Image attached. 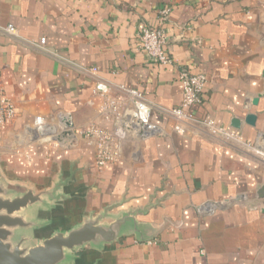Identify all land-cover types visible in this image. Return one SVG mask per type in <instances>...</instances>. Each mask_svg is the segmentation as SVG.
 Listing matches in <instances>:
<instances>
[{"label": "crops", "instance_id": "obj_1", "mask_svg": "<svg viewBox=\"0 0 264 264\" xmlns=\"http://www.w3.org/2000/svg\"><path fill=\"white\" fill-rule=\"evenodd\" d=\"M164 9L166 66L148 63L137 42ZM41 38L47 53L32 45ZM182 70L206 78L192 116L239 143L200 125L174 132L166 112L181 102ZM263 73L264 0H0V87L15 109L0 126V181L41 195L21 214L34 226L16 230L13 243L30 248L83 220H123L114 241L67 251L62 264H255L264 247ZM98 83L111 97L119 87L141 92L161 130L128 138L102 167L84 135L115 126Z\"/></svg>", "mask_w": 264, "mask_h": 264}, {"label": "built area", "instance_id": "obj_2", "mask_svg": "<svg viewBox=\"0 0 264 264\" xmlns=\"http://www.w3.org/2000/svg\"><path fill=\"white\" fill-rule=\"evenodd\" d=\"M167 15V9L159 11L160 26L156 28L142 27L137 33L139 48L150 64L166 66L171 63L166 52L167 35L161 25ZM3 31L12 38H18V34L12 26H7ZM32 45L39 52L47 53L44 38ZM178 78L181 84V102L179 106L166 112V116L174 121V132L182 134L185 125H200L207 130L211 137L219 138L226 143H239L240 137L236 133L217 128L211 120H197L192 116L191 110L203 102L205 76L182 70ZM94 92L103 97L102 113L105 118L113 116L115 123L112 131L92 125L84 132L85 136L95 140V164L98 167L118 161L121 155V145L128 138L145 139L161 134L158 126L151 121L153 108L141 92L119 87V96L111 97L109 89L104 83L96 84ZM14 114L15 109L12 102L0 87V126L12 119ZM36 121L37 123L41 122L39 118ZM257 155L264 157L262 152H257Z\"/></svg>", "mask_w": 264, "mask_h": 264}, {"label": "water", "instance_id": "obj_3", "mask_svg": "<svg viewBox=\"0 0 264 264\" xmlns=\"http://www.w3.org/2000/svg\"><path fill=\"white\" fill-rule=\"evenodd\" d=\"M256 103L257 99L253 101V104ZM255 121L256 117L253 114H248L244 118V123L252 127ZM65 126L69 128L70 124L66 122ZM231 126L239 130L240 121L233 119ZM68 134L69 132H64L62 137ZM256 196L259 200L264 199V185L258 189ZM40 202L41 195H35L29 190L14 195L0 181V264H62L67 260V251L81 248L86 244L98 245L114 241L119 234V226L124 222L122 220L104 227L98 224L99 219L83 220L80 226L66 233L56 232L36 246L24 247V240L14 244L13 237L16 230L34 226L32 222L24 219L22 212ZM260 211L264 213V206Z\"/></svg>", "mask_w": 264, "mask_h": 264}, {"label": "rangeland", "instance_id": "obj_4", "mask_svg": "<svg viewBox=\"0 0 264 264\" xmlns=\"http://www.w3.org/2000/svg\"><path fill=\"white\" fill-rule=\"evenodd\" d=\"M253 149H255V147ZM257 156H259V155H257ZM260 158H263L264 159V157H262V156ZM13 194L14 195H20V194H15V193H13ZM255 264H264V247L261 250L260 254L258 255V257H257V259L255 261Z\"/></svg>", "mask_w": 264, "mask_h": 264}]
</instances>
